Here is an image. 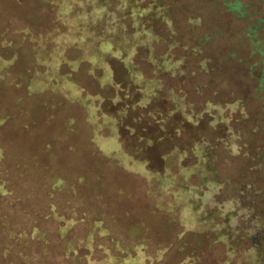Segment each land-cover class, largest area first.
I'll return each mask as SVG.
<instances>
[{
	"label": "rangeland",
	"instance_id": "obj_1",
	"mask_svg": "<svg viewBox=\"0 0 264 264\" xmlns=\"http://www.w3.org/2000/svg\"><path fill=\"white\" fill-rule=\"evenodd\" d=\"M6 1L8 12L17 9ZM173 6L176 32L162 26L155 50L181 72L164 71L144 49L135 57L145 77L162 83L147 108L135 104L138 87L122 60H111L112 85L104 68L60 37L45 40L52 63L54 55L32 53L21 36L12 42L15 63L0 79V264H249L253 245L264 260V0ZM16 31L0 14V34L10 41ZM33 69L41 82L28 93ZM170 91L184 101L183 114ZM90 103L97 122L107 115L120 124L118 141L135 170L102 153ZM201 141L218 176L209 174L207 184L195 168ZM180 185L218 210L211 224L234 213L232 253L226 231L213 229L219 225L191 221Z\"/></svg>",
	"mask_w": 264,
	"mask_h": 264
},
{
	"label": "trees",
	"instance_id": "obj_2",
	"mask_svg": "<svg viewBox=\"0 0 264 264\" xmlns=\"http://www.w3.org/2000/svg\"><path fill=\"white\" fill-rule=\"evenodd\" d=\"M12 1L17 6V9L8 12L6 6L7 1L0 0V14L8 19L9 26L15 27L19 37L7 41L6 37L0 34V40L2 42V47H0V79L5 75V71L15 63V48H13L12 42L14 41L15 46L19 42L20 36V44L29 42L32 53L47 52L50 56L54 55L51 58V63L56 59V55L53 53V47H47L50 43L49 39L55 37V40L60 37V40L65 41L67 46L76 47L83 54L84 59L92 63V65L104 68L103 71L106 77L103 78L106 83L112 85H117V83L112 78L111 60H122L129 73V77L133 79L138 87V96L135 104L142 108H147L156 98L161 96L162 83L159 78L145 77L142 70L138 67L135 57L140 49H144L148 53V59L151 62L161 63L160 65L164 71L171 73L181 72L179 69L180 66L168 63L170 58L155 50V44L161 38L159 30L162 26H165L172 33L176 32L174 0ZM232 8L240 11L238 3L232 4ZM14 16L18 17L19 25H17L18 21L11 18ZM35 24L36 30H33L32 28ZM48 37V44H45V40ZM60 43H56V45ZM3 50L7 54L6 56H4ZM262 73L264 74V68L262 69ZM38 82H41V78L38 74L36 75V71L33 69L32 72H29L28 80L25 82L27 92L35 91L38 88ZM67 83L66 85L64 84L67 87V91L72 94L76 92L75 85L71 82ZM56 90L59 91L61 89L56 88ZM77 98L78 100L81 99L80 96ZM168 98L173 103V109L183 114L184 101H181V97L170 91ZM87 107L91 121L96 123L95 136L102 153L117 159L121 163H126L127 168L134 169L133 164L135 162H133L132 154L118 141V136L120 137L121 134L120 124L115 120L105 121V118L108 117L107 115H104L101 119L102 122H106L105 125L102 122H97L94 110L98 109V107H95L93 103H90ZM3 121L0 118V122ZM103 125L110 127V135L103 136L100 134V131L98 132V130L104 128ZM1 133L2 131L0 129V157L5 150V142L1 138ZM194 143L195 151H197L198 155L195 163L197 165L195 168L198 170V180L203 184H207L210 180L208 175L212 174L214 181H216L218 176L215 165L211 161L209 151L205 146L206 142ZM144 161L147 162L145 159ZM137 165L143 167L144 163L137 162ZM147 170L145 167L138 169L140 173L146 176L150 173ZM158 176L163 184L167 181L162 175ZM178 190L187 198L184 203V209L188 211V217L193 223L197 222L202 225L212 226L215 224H211V221L217 215L218 210L203 208L201 204L203 202L202 198L192 188L180 185ZM231 216L225 213L222 221L215 224L216 226L219 225V227L216 229L213 227L217 236L221 235L220 232L226 231L224 236L228 239L227 250L229 253L234 251V247L229 241L232 239L237 240L232 222L230 221ZM246 254L250 257L249 264H264L259 246H251Z\"/></svg>",
	"mask_w": 264,
	"mask_h": 264
}]
</instances>
